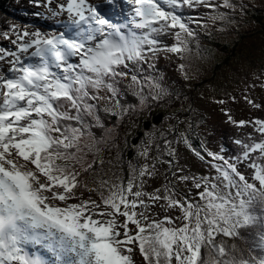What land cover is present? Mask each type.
Returning a JSON list of instances; mask_svg holds the SVG:
<instances>
[{"label":"snow or ice","instance_id":"6c2138e0","mask_svg":"<svg viewBox=\"0 0 264 264\" xmlns=\"http://www.w3.org/2000/svg\"><path fill=\"white\" fill-rule=\"evenodd\" d=\"M29 4L43 28L0 29V264H264V51L211 46L264 0ZM209 68L228 144L192 115Z\"/></svg>","mask_w":264,"mask_h":264},{"label":"rangeland","instance_id":"374dc122","mask_svg":"<svg viewBox=\"0 0 264 264\" xmlns=\"http://www.w3.org/2000/svg\"><path fill=\"white\" fill-rule=\"evenodd\" d=\"M260 15L264 16V11H261ZM241 34H243L242 38L240 37ZM236 40H238V42L236 43V50H234L232 57L229 53H227V51L220 49V47L216 45L215 49L218 50L217 62L224 61L227 64H231L235 68H239L241 64L247 65L248 63L259 65L261 63V53L264 51V26L247 21L238 26L235 32L226 34L223 38H217L214 41L220 46L223 45V47H225V43L230 46L231 42ZM219 71L220 69L216 70L217 75L214 76L213 79H209L212 75V69L209 68V71L201 81L193 82V89L190 94L195 96L197 93H203L204 97H211L213 89H216V91L219 92L218 85L223 83V81L219 78ZM234 86L235 85H232V87ZM194 98L197 99V97ZM198 100L201 101L199 104L204 103L205 106L213 109L214 111L216 110L213 105L207 102L206 99H202L201 95L198 97ZM199 110L202 109L199 108ZM245 112L246 110L243 112L238 111L237 116ZM194 114H198L197 111H195ZM208 125H206V127H208Z\"/></svg>","mask_w":264,"mask_h":264},{"label":"trees","instance_id":"16d2710c","mask_svg":"<svg viewBox=\"0 0 264 264\" xmlns=\"http://www.w3.org/2000/svg\"><path fill=\"white\" fill-rule=\"evenodd\" d=\"M13 1L14 0H0V17L2 15V12H5L7 10V6L10 5ZM257 14H260V12L253 13V18L251 22H258L259 25L262 24L264 26V22L262 21V18H264V16ZM220 48L227 51V53H229L231 57L233 56V52H234L233 44H231L230 46L229 44H225V47L221 46Z\"/></svg>","mask_w":264,"mask_h":264},{"label":"bare ground","instance_id":"6f19581e","mask_svg":"<svg viewBox=\"0 0 264 264\" xmlns=\"http://www.w3.org/2000/svg\"><path fill=\"white\" fill-rule=\"evenodd\" d=\"M219 68H216L215 70H218ZM198 84H201V83H198ZM201 93H197L195 94V96L191 95L192 97H200Z\"/></svg>","mask_w":264,"mask_h":264}]
</instances>
